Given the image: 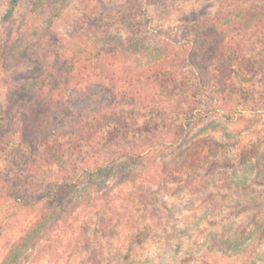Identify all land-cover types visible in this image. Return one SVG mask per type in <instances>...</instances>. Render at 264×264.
Segmentation results:
<instances>
[{"label":"rangeland","instance_id":"1","mask_svg":"<svg viewBox=\"0 0 264 264\" xmlns=\"http://www.w3.org/2000/svg\"><path fill=\"white\" fill-rule=\"evenodd\" d=\"M216 12L215 4L204 2L187 4L171 16L162 15L152 0H136L130 8L115 7L110 0L81 2L46 35L30 30L41 44L19 67L0 71V107L18 78L31 82L44 77L59 54L67 55L71 42H90L108 24L182 47L187 28ZM20 15L18 10L0 31L15 25ZM185 50L182 75L169 73L154 80V87L145 85L143 96L152 93L157 100L146 108L112 105L105 75L63 85L64 108H54L58 116L42 124L37 150L31 149L39 157L43 154L37 151H43V163L22 156L31 151L21 138L20 113L9 128H0V263L12 242L36 221L37 210L32 213L25 202L43 201L47 192L54 202L56 193L67 195L68 185L82 187L89 174L115 166L118 173L101 179L105 186L92 206L62 227L39 264H264V237L254 234L264 226V177L255 181L263 193L256 202L211 188L210 178H205L210 187L198 192V182L188 185L187 175L179 174L181 150L173 142L181 125L192 120L188 147L206 138L222 143L227 137L235 147L219 153V160L253 145L264 151V32L229 36L222 60L206 47L188 43ZM112 67L119 78L120 64ZM98 113L106 116L91 121ZM64 171L69 178L60 176ZM243 234L252 236L238 252L221 246L224 239L234 241Z\"/></svg>","mask_w":264,"mask_h":264},{"label":"trees","instance_id":"2","mask_svg":"<svg viewBox=\"0 0 264 264\" xmlns=\"http://www.w3.org/2000/svg\"><path fill=\"white\" fill-rule=\"evenodd\" d=\"M85 1L87 0H0L1 9L7 5V10L0 11V25L12 22L17 11H21L20 21L5 31H0V71H9L23 64L35 54L41 44V41H34L32 34L46 35L48 31L69 19L72 8ZM135 1L110 0V3L115 7L130 8L134 7ZM196 2L215 4L217 12L190 25L179 41L185 42L182 47L175 41L144 37L132 29H114L110 24L104 26V29H98L90 42H71L68 49L66 48L69 51L67 55L59 54L58 59L44 72V77L31 82L18 78L19 81H16L13 89L7 93L0 107V128H9L16 121V114L20 113L21 138L31 151L29 154L23 152L22 156L33 157L37 163H43L46 159L43 151H37L43 154L39 157L32 150H37L36 135L41 132L42 124L46 123L48 118L58 116L53 115L54 108H64L65 99L60 95L63 85L68 87L72 83L78 84L90 75L98 78L105 75L106 79L110 80L115 99L112 105L118 102L146 108L157 100L152 93L143 96L145 85L153 86L154 80L169 73L182 75L188 43L191 46L206 47L215 57L222 60V49L229 36L241 37L247 33L264 32V0H152V5L156 6L162 15L171 16L182 10L185 5ZM32 28L34 33H30ZM259 57L261 58L260 55ZM227 60L232 61V67L235 65L230 55ZM114 63L121 66L119 78L114 77ZM217 84L220 86V83ZM211 88L207 90H212ZM215 96L216 93L213 97ZM68 111L72 113V110ZM104 115L105 113H98L90 120H102L106 116ZM190 122L193 121L189 120L187 124L181 125L173 135L174 144L181 150V160L176 164L179 174L187 175V184L191 181L192 185L198 182L195 189L201 192L204 187L209 188L214 182L211 188L232 192L244 202H256L263 195L257 189L255 181L260 176L264 177V151H259V148L253 145L247 149H239V153L230 159L219 160V153L226 154V149H234L235 145H230L226 137L222 143L213 138H206L197 142L194 147H188L191 139L189 140L190 133L187 128L191 126ZM186 146L192 149L190 153ZM116 170L115 166L97 169V173L89 174L91 177L86 185H68L70 190L67 195L60 197L56 193L54 202L48 192L43 201L25 202L23 206L32 213L37 210L36 221L24 229L20 238L12 242L10 250L0 264H39L48 254L45 247L50 245L64 225L69 224L71 218L92 206L98 190L104 185L101 179L117 174ZM60 176L69 178L70 174L64 171ZM131 177L132 175L127 174V179ZM205 178H210L212 183H206ZM20 200L16 201L19 203ZM254 234L263 238L264 226L254 231ZM245 236L246 234L238 235L234 241L224 239L221 246H228L227 249L232 248L234 253L238 252L246 247L252 235Z\"/></svg>","mask_w":264,"mask_h":264}]
</instances>
